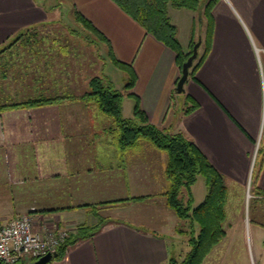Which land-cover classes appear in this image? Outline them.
<instances>
[{
	"label": "crops",
	"instance_id": "0c3cea01",
	"mask_svg": "<svg viewBox=\"0 0 264 264\" xmlns=\"http://www.w3.org/2000/svg\"><path fill=\"white\" fill-rule=\"evenodd\" d=\"M68 2L73 12L105 37L115 58L132 67L136 75L132 93L139 98L149 122L171 133L181 132L222 174L228 191L226 222L232 193L238 192L243 206V194L254 174L256 148L264 140V0H218L212 11L209 54L195 81L189 77L180 94L175 92L180 70L171 49L147 34L111 0ZM50 15L51 10L39 0H0V55L12 51L18 58L9 61V67L21 68L14 80L19 89L0 95V105L36 94L79 96L87 90L90 76L86 73L74 75L68 84L76 85L70 88L62 79L57 81L39 67L31 71L28 66L32 64L28 49L34 47L32 41L21 42ZM168 16L184 52L190 51L194 35L202 41L203 28L196 23L194 12L168 8ZM56 44L63 52L65 47ZM43 48L40 44L33 56L41 58ZM0 68L6 64L0 63ZM172 98L177 102L175 111L171 110ZM186 98L192 99L197 109L182 115ZM73 103L64 100L0 111V222L30 214L41 223L59 222L71 230L87 222L83 209L71 207L141 195L163 199L166 155L145 142L120 150L105 132L108 120L81 101ZM135 164L142 173L138 179L132 170ZM100 178L104 189L97 184ZM197 182L191 187L193 206L205 197L204 192L197 202ZM255 187L264 192V165ZM258 197L264 198V194ZM159 205L151 226L143 220L112 224L69 248L62 260L49 264H171L168 235L157 226L173 227L179 219L164 203ZM160 214L166 216L164 220Z\"/></svg>",
	"mask_w": 264,
	"mask_h": 264
},
{
	"label": "trees",
	"instance_id": "16d2710c",
	"mask_svg": "<svg viewBox=\"0 0 264 264\" xmlns=\"http://www.w3.org/2000/svg\"><path fill=\"white\" fill-rule=\"evenodd\" d=\"M127 16L140 25L147 34L171 49L176 58V63L181 71L183 63L192 53V48L198 40L195 35L190 41V51L184 52L177 38V29L171 23L168 16V8L187 9L196 14V23L203 28L202 41L200 45L201 53L193 63L189 72V77H194L205 58L209 54L213 36V16L212 11L218 0H111ZM79 22L83 23L86 29L100 38L107 41L105 37L94 26L83 18L79 13H75ZM195 23V28H196ZM108 44V41H107ZM100 55V54H99ZM110 61L114 66L123 72L129 79L123 86L129 90L127 96L134 98L132 116L123 118L122 98L124 95L115 88L112 80L106 74H100L88 78L87 90L77 96L74 94H61L60 96L34 95L25 97L22 101H6L0 105V111L17 108H38L52 105L60 101H81L85 106L95 109L97 114L108 120L109 137L115 142L120 150H130L136 148L140 142L149 144L152 148L164 153L167 163L164 170L167 190L164 193L166 205L177 218L188 220L190 223L189 251L181 262L171 259V264H201L206 255L214 246L219 244L225 236L223 224L226 219L225 206L227 203V187L222 174L209 162L207 157L200 151L197 145L185 137L181 132L171 133L148 121L147 116L141 109L139 99L132 94L136 82V75L130 65L118 61L112 50L109 51ZM104 66V59L102 58ZM128 81V82H127ZM190 98V97H187ZM186 98V99H187ZM187 104L191 106L186 110V114L197 109V104L192 99H187ZM185 114V115H186ZM259 158V168L252 177L253 198H259L264 192L256 188V179L264 165V140L260 141L257 149L256 161ZM201 176L205 185V197L197 206H193L191 187ZM264 200V198H259ZM258 199V200H259ZM257 201V200H256ZM91 206V205H90ZM98 210L95 205L90 207ZM88 211L87 213H89ZM90 214V213H89ZM98 222L93 225H79L70 231L68 238L58 247L53 261L62 260L67 250L81 241L91 239L100 232L109 219L103 220L97 217Z\"/></svg>",
	"mask_w": 264,
	"mask_h": 264
},
{
	"label": "rangeland",
	"instance_id": "374dc122",
	"mask_svg": "<svg viewBox=\"0 0 264 264\" xmlns=\"http://www.w3.org/2000/svg\"><path fill=\"white\" fill-rule=\"evenodd\" d=\"M39 1H41L48 10H51L52 15L49 16L44 24L36 26L38 28L37 31L31 32L29 36L26 35L21 42V45H25L26 43H30L29 41H32L34 47L28 49L30 52V63H32L28 65L30 70L35 71V68L39 67V71H44L47 75L52 76L53 79H57V81L62 79V83L66 84V86H70V88H73L76 85V82L68 84L69 81H73L74 75L81 77V74L85 75L86 73V77H91V75L98 76L99 73L106 74L112 78L117 88L121 87L118 88V90L124 95L122 98L123 118L131 116L135 101L133 97L127 96L129 90H125L123 87L126 80L129 79V76L126 77L125 80L123 72L116 68L113 62L108 59L109 51L111 50L109 43L107 44V41L105 42L103 39L100 40L98 36L92 33L89 29H86L83 23L79 22L78 18L73 14L71 2H68L69 0ZM56 42L65 47L62 49L64 50L63 52H60V46L57 48L53 45L56 44ZM40 44L44 47V50L40 51L41 58L36 55L33 56L32 54L34 50L39 49ZM49 45H52L51 47L53 48H48ZM22 51L24 50L22 49ZM12 54V51H6L0 55V63L4 62L6 64V68H0V95L2 97H5L4 95L9 91L12 92L20 87L19 84L14 82V80L17 79L21 68L16 70L15 67H9L11 64L8 63L13 59L17 60L18 58ZM102 58L104 59V66ZM35 63L36 66L33 67ZM47 65H49L50 68H48ZM68 70L70 72L65 73L68 72ZM189 79L195 81L193 76ZM77 100H71L70 102L77 104V102H80ZM190 106L191 105L186 102L184 104L182 103V115L186 114L185 111H188V107ZM176 109L177 102L172 98L171 110L175 111ZM95 118L98 117L95 116ZM95 123L96 120H94V124ZM109 126L110 124L108 127H105V132L108 135ZM256 154L257 153H255L254 173L259 168V158H257L256 161ZM134 167L135 168H132V170L134 171V176L138 179L142 173L139 170V166H136L135 164ZM97 175L99 176V174ZM102 180L100 178L98 180L100 182L97 184L100 183L99 186L104 189ZM140 183L143 184L144 182ZM253 189V181L250 179L247 189H245V193L243 194V199L245 198V200H243V206L240 205L237 191V193H232V195H230L231 202L227 208V220L224 222L225 224H223L225 236L219 244L212 248L201 264H264V200H254ZM198 190L201 192H198ZM204 192V181L203 178L199 176L195 187V194L198 196L197 202H201ZM199 193L201 194L200 197ZM154 198L156 197L151 195L131 196L120 200L98 201L91 204H82L76 207H71L70 210L83 209V211L86 212L84 218L87 222H84L83 225H95L98 222V217V219L102 218L103 220H110L107 221V224L104 227L119 222L137 224L140 223L141 220H143L144 225L148 226L157 217L159 212L157 210H159L158 208L160 206L159 204L164 203L168 208L164 194L162 195V200H155ZM161 201L163 202L161 203ZM92 205H95L97 210L99 209L96 215L95 211L90 208ZM196 205L197 203L194 206ZM168 210L173 212L170 208H168ZM88 211H90V214L87 213ZM24 215L27 214H17L12 218ZM161 217L162 220H164L163 217L166 216L161 215ZM178 221L179 222L173 227L166 226L163 223L160 226H157L159 231L167 233L168 235L167 238L171 251V258H169L170 263L172 257L177 262H181L190 249L187 241L189 237L183 235L184 233L187 234L189 232L190 223L188 220L179 219ZM35 224H38L35 225L36 228L40 227L39 220H35ZM56 225L59 228L66 230L68 236L70 231L75 228L74 227L71 230L64 227L62 228L59 222L49 223L47 226H53V229H55Z\"/></svg>",
	"mask_w": 264,
	"mask_h": 264
},
{
	"label": "built area",
	"instance_id": "2783aa9c",
	"mask_svg": "<svg viewBox=\"0 0 264 264\" xmlns=\"http://www.w3.org/2000/svg\"><path fill=\"white\" fill-rule=\"evenodd\" d=\"M258 147V146H257ZM30 214L0 222V262L24 264L46 254L55 256L58 247L68 238V232L40 222Z\"/></svg>",
	"mask_w": 264,
	"mask_h": 264
},
{
	"label": "water",
	"instance_id": "95a60500",
	"mask_svg": "<svg viewBox=\"0 0 264 264\" xmlns=\"http://www.w3.org/2000/svg\"><path fill=\"white\" fill-rule=\"evenodd\" d=\"M200 45H201V38H199L197 40V42L195 43V45L192 48L191 55L187 58V60L182 65V68L180 71V77H179V79L176 83V87H175V92L178 94L184 93V91H185L184 85L189 78L190 69L192 68L193 63L198 56V50H199ZM257 149L258 148H256V150ZM52 260H53V256L51 254H46L45 256L39 258L36 261L28 262V263H24V264H49ZM0 264H1V262H0Z\"/></svg>",
	"mask_w": 264,
	"mask_h": 264
}]
</instances>
